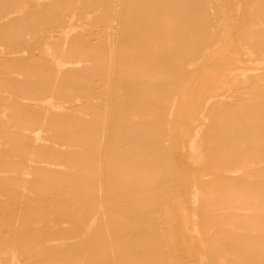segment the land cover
Returning <instances> with one entry per match:
<instances>
[{"label": "rangeland", "instance_id": "rangeland-1", "mask_svg": "<svg viewBox=\"0 0 264 264\" xmlns=\"http://www.w3.org/2000/svg\"><path fill=\"white\" fill-rule=\"evenodd\" d=\"M0 264H264V0H0Z\"/></svg>", "mask_w": 264, "mask_h": 264}, {"label": "bare ground", "instance_id": "bare-ground-1", "mask_svg": "<svg viewBox=\"0 0 264 264\" xmlns=\"http://www.w3.org/2000/svg\"><path fill=\"white\" fill-rule=\"evenodd\" d=\"M230 14V13H229ZM113 24V23H112ZM221 25V24H220ZM113 26V25H112ZM230 38V37H229ZM228 38V36H227V39H229ZM230 40V39H229ZM227 41V40H226ZM233 41V40H232ZM220 44V43H219ZM231 44H232V42H231ZM230 45V44H229ZM221 47V46H220ZM231 48H232V45H231ZM229 49H230V46H222L221 48H215L213 51H206L205 53H203V58H202V62H212V61H217V62H219V61H224L225 59H226V54L229 52ZM244 58V57H243ZM245 58H247V57H245ZM248 59V58H247ZM230 60V59H229ZM236 60L238 61V62H240V60H239V57H237V55L235 54V56H234V61L236 62ZM231 61H233V59L231 60ZM247 61V60H246ZM247 62H249V61H247ZM241 63V62H240ZM58 65H60L59 63H58ZM195 64H192L191 66H190V68L193 70V71H191L192 73L194 72V69H195ZM59 68V67H58ZM196 72V71H195ZM197 73H195V75H196ZM195 75H193V76H195ZM241 75V74H240ZM192 75H190V77H188V78H192L191 77ZM197 76H198V74H197ZM234 76V75H233ZM195 78V77H194ZM187 79V78H186ZM205 77H202V79L200 80V84H204V81H205ZM199 80V79H198ZM183 81V80H182ZM196 81V80H195ZM234 82V81H233ZM182 83V82H181ZM208 83V82H207ZM235 83V82H234ZM193 84H194V82H193ZM180 86H181V84H180ZM193 86V85H192ZM199 86V85H198ZM188 88V87H187ZM203 88V87H202ZM201 88V90H204V89H202ZM205 88V87H204ZM194 89V88H193ZM192 89V90H193ZM199 89V88H198ZM211 89V91H213V93H214V95L216 96V94H218V93H224V92H226L227 90H228V88H225V84H224V82H223V79H220V80H218V81H214L213 82V85H212V87L210 88ZM190 90V89H189ZM188 90V91H189ZM200 90V89H199ZM194 91V90H193ZM179 92V91H178ZM187 92V91H186ZM190 92V91H189ZM203 92V91H202ZM182 93V92H181ZM193 92L191 91V94H192ZM200 93H201V91H200ZM204 93V92H203ZM181 95V94H180ZM176 96V95H175ZM178 96V95H177ZM176 96V97H177ZM192 97V96H191ZM213 97V96H212ZM211 97V98H212ZM183 98H185V96L183 97ZM182 98V99H183ZM188 98V97H187ZM187 98H185V99H187ZM199 98H200V96H199ZM174 99H177V98H174ZM190 99V98H189ZM189 99H188V101H189ZM178 101V100H177ZM177 101H174L173 100V106H171V111H170V114H169V118H168V120H167V127H168V129H169V131H171L172 130V125H173V123H172V121L174 122V119L176 118H173L174 116H175V104L176 103H174V102H177ZM182 101H184V100H182ZM187 101V102H188ZM179 102H181L180 100H179ZM194 102V101H193ZM196 103H197V101H196ZM195 102L193 103V105H194V107H195V104H196ZM49 104V103H48ZM182 104H185V103H182ZM181 107H182V105H181ZM205 107H206V105L204 104L203 105V108H201V110L200 111H196L197 112V114H198V116L199 117H201L202 116V114H203V112H204V109H205ZM183 108V107H182ZM182 108H178L179 110L181 109V110H183ZM178 110V111H179ZM194 110H195V108H194ZM194 110H192V112L194 111ZM181 113V112H180ZM181 117V116H180ZM202 119V118H201ZM192 120H193V118H192ZM179 123V122H178ZM178 125V124H177ZM198 127V126H197ZM183 132H184V130H182ZM171 133V132H170ZM181 134V133H180ZM175 135H177V134H175ZM172 136V135H171ZM177 139V138H176ZM178 140V139H177ZM176 145V147L177 148H183L182 147V145L181 144H177V143H175ZM197 144H198V142H197ZM188 145V144H187ZM188 148H190V149H192V150H194L195 149V146H194V144L193 143H190V145H189V147ZM194 155V154H193ZM195 159V158H194ZM232 173V172H231ZM213 181V180H212ZM211 182V181H210ZM176 195V194H175ZM171 198H173V197H171ZM182 199V198H181ZM176 201V200H175ZM181 207V206H180ZM180 209H182V208H180ZM181 212H182V210H181ZM193 216V215H192ZM104 219V218H103ZM185 221V220H184ZM183 221V222H184ZM187 222V221H186ZM186 226V225H185ZM229 231V230H228ZM191 241V240H190ZM192 242V241H191ZM198 252V251H197ZM202 259V258H201Z\"/></svg>", "mask_w": 264, "mask_h": 264}]
</instances>
